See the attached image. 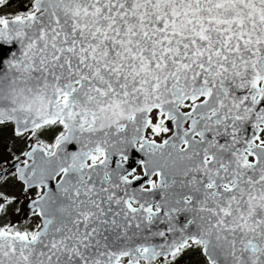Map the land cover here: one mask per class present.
<instances>
[{
	"label": "snow or ice",
	"instance_id": "obj_1",
	"mask_svg": "<svg viewBox=\"0 0 264 264\" xmlns=\"http://www.w3.org/2000/svg\"><path fill=\"white\" fill-rule=\"evenodd\" d=\"M5 7L0 264H264V0Z\"/></svg>",
	"mask_w": 264,
	"mask_h": 264
},
{
	"label": "rangeland",
	"instance_id": "obj_2",
	"mask_svg": "<svg viewBox=\"0 0 264 264\" xmlns=\"http://www.w3.org/2000/svg\"><path fill=\"white\" fill-rule=\"evenodd\" d=\"M12 7H5L2 9L4 13H13L19 9V6L24 0H10ZM53 134L45 135V139L51 142ZM22 150H25V144L22 140L14 138L11 127H5L0 130V159H10L13 154L18 155ZM139 172V168H137ZM0 191L5 192L9 196L17 197L21 203L12 204L8 208L7 215L0 220V223H18L20 226H30L35 223L38 218L26 219V196L21 192V185L19 182L9 179L7 183H0ZM16 209H20L19 212ZM179 264H205L204 258L198 253L188 252L180 260Z\"/></svg>",
	"mask_w": 264,
	"mask_h": 264
},
{
	"label": "water",
	"instance_id": "obj_3",
	"mask_svg": "<svg viewBox=\"0 0 264 264\" xmlns=\"http://www.w3.org/2000/svg\"><path fill=\"white\" fill-rule=\"evenodd\" d=\"M4 50L0 49V54H3Z\"/></svg>",
	"mask_w": 264,
	"mask_h": 264
},
{
	"label": "flooded vegetation",
	"instance_id": "obj_4",
	"mask_svg": "<svg viewBox=\"0 0 264 264\" xmlns=\"http://www.w3.org/2000/svg\"><path fill=\"white\" fill-rule=\"evenodd\" d=\"M24 1H26V0H24Z\"/></svg>",
	"mask_w": 264,
	"mask_h": 264
},
{
	"label": "trees",
	"instance_id": "obj_5",
	"mask_svg": "<svg viewBox=\"0 0 264 264\" xmlns=\"http://www.w3.org/2000/svg\"><path fill=\"white\" fill-rule=\"evenodd\" d=\"M1 130V129H0Z\"/></svg>",
	"mask_w": 264,
	"mask_h": 264
}]
</instances>
